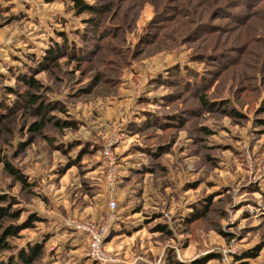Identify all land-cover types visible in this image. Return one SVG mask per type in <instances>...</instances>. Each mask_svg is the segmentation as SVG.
Wrapping results in <instances>:
<instances>
[{
	"label": "rangeland",
	"instance_id": "obj_1",
	"mask_svg": "<svg viewBox=\"0 0 264 264\" xmlns=\"http://www.w3.org/2000/svg\"><path fill=\"white\" fill-rule=\"evenodd\" d=\"M83 1L0 0V264H264V0Z\"/></svg>",
	"mask_w": 264,
	"mask_h": 264
},
{
	"label": "trees",
	"instance_id": "obj_2",
	"mask_svg": "<svg viewBox=\"0 0 264 264\" xmlns=\"http://www.w3.org/2000/svg\"><path fill=\"white\" fill-rule=\"evenodd\" d=\"M74 4L78 9V13L88 12L93 15H100L104 8L102 6L100 7L90 5L83 0H74ZM63 51L64 50L62 47H53L50 50L49 59L56 60L61 53H64ZM68 51L69 50L66 49L65 53H68ZM72 59L76 60V54L75 57H72ZM26 83L30 87H32V89H38L41 86L40 83L33 77L26 80ZM205 103L206 102L204 101V104ZM27 107L30 111H34V113H36L37 115H41L40 122H34L30 128L31 131L42 133V130L45 127L46 122L48 121V119H46V114L49 111L48 104L40 102V95H38L37 93H30V95L27 96ZM56 124L59 127L74 125L71 122L61 120H58ZM23 147L24 146H21L20 149L23 150ZM6 167L11 173L16 176V178L28 184L24 175L19 174L18 171H16L9 162H6ZM5 201H7V204L5 206H0V252L6 251L10 248V244L7 240L9 236L16 235L21 228L32 225V220L39 219L35 216H32L27 222L23 223L22 225H14L12 223V225L7 226L6 221H14L18 219L21 215V212L19 210H12L14 204L13 199L8 200L6 195L0 194V204ZM42 248L43 246H35L28 249L27 251H22L18 254L17 257H11L8 264H35L36 260H40L42 257Z\"/></svg>",
	"mask_w": 264,
	"mask_h": 264
},
{
	"label": "built area",
	"instance_id": "obj_3",
	"mask_svg": "<svg viewBox=\"0 0 264 264\" xmlns=\"http://www.w3.org/2000/svg\"><path fill=\"white\" fill-rule=\"evenodd\" d=\"M104 155H105V160L109 162V164H113L114 159L112 156V153L109 149L108 146L104 148ZM115 170L114 167L109 166L108 167V181L110 185L112 186V189H115L116 185V179H115ZM111 206H115V200L114 198H111L110 200ZM87 232H89V240H90V249H91V254L97 258L102 257V247L104 243L105 236L107 235L108 232V227L104 225H98V226H88L85 228Z\"/></svg>",
	"mask_w": 264,
	"mask_h": 264
}]
</instances>
